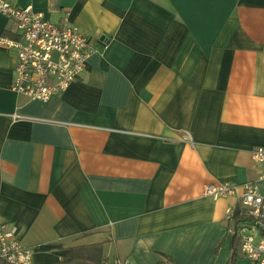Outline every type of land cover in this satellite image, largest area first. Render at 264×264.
I'll return each mask as SVG.
<instances>
[{"label":"crops","instance_id":"obj_1","mask_svg":"<svg viewBox=\"0 0 264 264\" xmlns=\"http://www.w3.org/2000/svg\"><path fill=\"white\" fill-rule=\"evenodd\" d=\"M7 1L69 13L97 53L41 103L10 89L0 42V226L34 264L229 263L242 190L204 188L264 189V0ZM3 38L20 36L0 15Z\"/></svg>","mask_w":264,"mask_h":264},{"label":"built area","instance_id":"obj_2","mask_svg":"<svg viewBox=\"0 0 264 264\" xmlns=\"http://www.w3.org/2000/svg\"><path fill=\"white\" fill-rule=\"evenodd\" d=\"M0 15L16 23L20 38H3L1 44L16 50V65L12 83L13 92L32 101L47 103L82 76L88 58L97 53L91 39L80 33L65 13L59 22H52L32 6L20 8L10 1L0 0ZM14 119H25L13 116ZM254 162L262 169L264 181V148L252 151ZM238 203L227 211V220L236 219V235L240 252L249 264H264V194L254 183L242 186L221 183L207 185L204 195L218 198L238 195ZM15 229L0 226V261L6 264H34L33 251L23 246ZM249 232V233H248ZM113 264H133L118 258Z\"/></svg>","mask_w":264,"mask_h":264},{"label":"trees","instance_id":"obj_3","mask_svg":"<svg viewBox=\"0 0 264 264\" xmlns=\"http://www.w3.org/2000/svg\"><path fill=\"white\" fill-rule=\"evenodd\" d=\"M236 217V220L238 221V213L237 215L235 216ZM232 240H231V251H232V256L229 260V263L227 264H235L237 263V253H238V246H239V241H238V238L236 237V235H233V237H231ZM71 260L73 261L75 259L74 255L71 256ZM0 264H6L4 261H0ZM83 264H92V262L88 263V262H85ZM160 264H178L175 260L169 258V257H166V261L165 262H161Z\"/></svg>","mask_w":264,"mask_h":264},{"label":"rangeland","instance_id":"obj_4","mask_svg":"<svg viewBox=\"0 0 264 264\" xmlns=\"http://www.w3.org/2000/svg\"><path fill=\"white\" fill-rule=\"evenodd\" d=\"M262 193L264 194V189L262 188ZM249 233V232H248ZM239 253L241 254V252L239 251ZM243 258L239 255V261H238V264H247L246 263V261H245V259H243Z\"/></svg>","mask_w":264,"mask_h":264}]
</instances>
